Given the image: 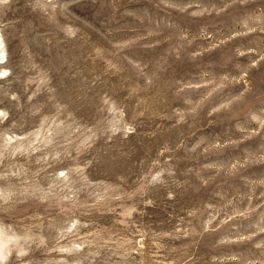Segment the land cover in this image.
Instances as JSON below:
<instances>
[{"label": "rangeland", "instance_id": "obj_1", "mask_svg": "<svg viewBox=\"0 0 264 264\" xmlns=\"http://www.w3.org/2000/svg\"><path fill=\"white\" fill-rule=\"evenodd\" d=\"M0 264H264V0H0Z\"/></svg>", "mask_w": 264, "mask_h": 264}, {"label": "bare ground", "instance_id": "obj_2", "mask_svg": "<svg viewBox=\"0 0 264 264\" xmlns=\"http://www.w3.org/2000/svg\"><path fill=\"white\" fill-rule=\"evenodd\" d=\"M3 59V57L1 58V60ZM2 62H3V60H2Z\"/></svg>", "mask_w": 264, "mask_h": 264}]
</instances>
